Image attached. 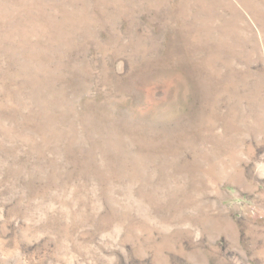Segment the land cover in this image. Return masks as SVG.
I'll return each instance as SVG.
<instances>
[{"label":"rangeland","instance_id":"374dc122","mask_svg":"<svg viewBox=\"0 0 264 264\" xmlns=\"http://www.w3.org/2000/svg\"><path fill=\"white\" fill-rule=\"evenodd\" d=\"M0 264H264V0H0Z\"/></svg>","mask_w":264,"mask_h":264}]
</instances>
